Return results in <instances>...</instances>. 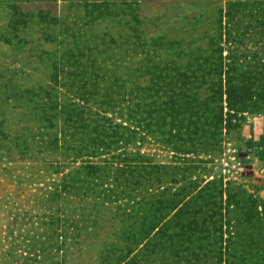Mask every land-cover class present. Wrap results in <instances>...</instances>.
I'll return each mask as SVG.
<instances>
[{"label":"rangeland","instance_id":"1","mask_svg":"<svg viewBox=\"0 0 264 264\" xmlns=\"http://www.w3.org/2000/svg\"><path fill=\"white\" fill-rule=\"evenodd\" d=\"M256 21L264 0H0V264H264ZM76 170L65 226L43 203Z\"/></svg>","mask_w":264,"mask_h":264},{"label":"trees","instance_id":"2","mask_svg":"<svg viewBox=\"0 0 264 264\" xmlns=\"http://www.w3.org/2000/svg\"><path fill=\"white\" fill-rule=\"evenodd\" d=\"M255 1H260V0H255ZM253 22H254V20H251L249 22L248 27L250 29L253 27ZM255 23L259 24L257 21ZM259 25L260 26H264L263 23H260ZM247 56H249L251 61H253V59H252V57L250 55L247 54L246 57ZM251 61H250V63H251ZM228 69H232V70H229V72H232V71L235 70L233 67H231V68L228 67L227 70H226V67L224 65H220L219 72L222 74L223 71H227L228 72ZM220 87H221L220 96H222L223 93H226L227 97L229 99V103L230 104L236 103V100H237L236 97L238 96V93L235 92V89H233V85L232 84L230 85V81H229V85H227V88L225 90H223V85H220ZM223 120H224V118H222V119L220 118V122L223 123ZM106 163H110V161H107ZM113 164L114 163H112L111 165H113ZM85 167L90 169V170H87V172H85L86 175L91 176L92 178H95L96 180L97 179L99 180V178L96 176L99 173V169H100V166L98 164L87 163V166H85ZM77 173L80 174V172L78 170H76L75 172H68V173L64 174V176H62V179L60 181L59 186L57 188H55V189L53 188V186L49 185L50 186L49 189H53L55 191L54 193H55L57 199L55 200L54 199L55 197H53L52 199L47 200V201L51 202V204H53L52 207H50V205L46 206L43 203L44 210H46L47 208H49V209L53 208L54 203H56V202L61 203L63 205H65V204L72 205L71 209L66 207L65 209H68V210H65L62 207H58V210L56 211V212L59 213V218H57V221H59V220L61 222L64 221L65 226H68L67 225L68 223L66 222L67 220L71 221V222L73 221L72 219H69V218H72L71 216L73 215V214H70L71 211L74 212V210H77V209L80 210V206L84 205L83 204V199H79L76 195L73 194L76 191V187H74V185L81 182V180L77 179V178H79L78 176H76ZM84 182H86V181H84ZM68 188H70V190H72L70 192V195H66L67 194L66 191H68ZM62 191H64V193ZM50 192L51 191H49L47 193H50ZM47 193H46V197L50 195V194H47ZM65 198H66L67 202L64 201ZM63 205H61V206H63ZM102 205H104V204L102 203ZM50 211H53V210H49V212ZM62 217H64L65 219L64 220L61 219ZM61 229H62V227H61ZM63 235L64 234H60V237L62 236V238H64ZM113 247H114V245L112 243H110L108 245L109 249H111V248L113 249ZM117 249L118 248H116V250ZM117 251H119V250H117ZM117 251L116 252H114L113 250L110 251V254H113L114 257L117 260L116 263H114V264H119L120 260H123V257H125L121 250H120L121 252L119 251V253ZM112 256L110 255L109 257L104 259V261H106V264H113V263H110V261L113 260ZM125 264H127V262Z\"/></svg>","mask_w":264,"mask_h":264}]
</instances>
